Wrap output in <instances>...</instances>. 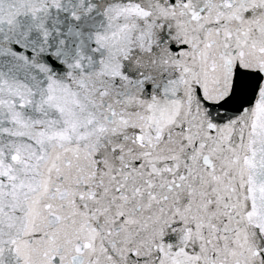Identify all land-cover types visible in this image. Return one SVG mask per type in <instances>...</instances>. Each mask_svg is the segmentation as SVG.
Returning <instances> with one entry per match:
<instances>
[{
	"label": "snow or ice",
	"instance_id": "obj_1",
	"mask_svg": "<svg viewBox=\"0 0 264 264\" xmlns=\"http://www.w3.org/2000/svg\"><path fill=\"white\" fill-rule=\"evenodd\" d=\"M0 264H264V0H0Z\"/></svg>",
	"mask_w": 264,
	"mask_h": 264
}]
</instances>
